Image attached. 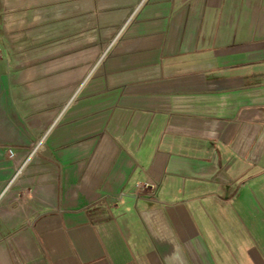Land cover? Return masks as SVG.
Here are the masks:
<instances>
[{
	"label": "crops",
	"instance_id": "0c3cea01",
	"mask_svg": "<svg viewBox=\"0 0 264 264\" xmlns=\"http://www.w3.org/2000/svg\"><path fill=\"white\" fill-rule=\"evenodd\" d=\"M56 54L0 53V264H264V0H148L109 59Z\"/></svg>",
	"mask_w": 264,
	"mask_h": 264
},
{
	"label": "rangeland",
	"instance_id": "374dc122",
	"mask_svg": "<svg viewBox=\"0 0 264 264\" xmlns=\"http://www.w3.org/2000/svg\"><path fill=\"white\" fill-rule=\"evenodd\" d=\"M147 1L0 0V53L59 52L51 57L56 64L79 60L91 66L122 48ZM9 149L16 153L13 146H5L7 157ZM14 163L20 177L23 164ZM15 198L13 202L20 199Z\"/></svg>",
	"mask_w": 264,
	"mask_h": 264
},
{
	"label": "built area",
	"instance_id": "2783aa9c",
	"mask_svg": "<svg viewBox=\"0 0 264 264\" xmlns=\"http://www.w3.org/2000/svg\"><path fill=\"white\" fill-rule=\"evenodd\" d=\"M39 147H40V145L39 144L38 145L36 144V146L32 148V151L30 153V157L34 156L36 153L39 152ZM7 152H8V157L10 159H14L15 158L16 153L12 149H9ZM143 189H144V185L139 184L137 186V188H136V192L140 194Z\"/></svg>",
	"mask_w": 264,
	"mask_h": 264
}]
</instances>
